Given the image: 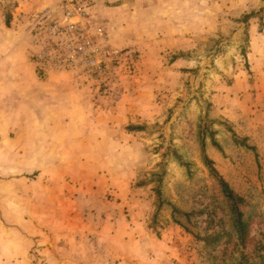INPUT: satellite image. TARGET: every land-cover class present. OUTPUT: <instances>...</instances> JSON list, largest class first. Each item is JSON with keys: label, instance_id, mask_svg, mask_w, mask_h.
Listing matches in <instances>:
<instances>
[{"label": "rangeland", "instance_id": "obj_1", "mask_svg": "<svg viewBox=\"0 0 264 264\" xmlns=\"http://www.w3.org/2000/svg\"><path fill=\"white\" fill-rule=\"evenodd\" d=\"M144 1L91 0L98 10L99 5H124L127 18L119 20L117 27L122 23L126 38L138 37L133 45L126 41L121 44L109 20L104 19L112 45L130 56L128 63L112 67V80H106V86L94 80H76L68 74V80H57L58 87L54 85L56 80H51L48 87L37 90L59 94L62 101L53 104L65 106L64 113L76 107H115L126 95L130 110L124 126L127 145L115 150L114 163L99 165L105 178L112 176L125 185L126 194L117 196L104 187L96 218L107 220L113 205L123 204L127 237L143 240L139 259H127L123 264H264V0H209L205 6L212 13H205L204 21H193L190 34L145 36L146 44L142 45L133 28L141 21L128 18L138 15ZM174 2L173 9L182 11L181 0ZM49 6L50 0H0V74L7 75L9 69L7 52H14L11 55H15L20 75L34 63L27 17ZM251 13L256 15L243 22V17ZM151 44L173 51L163 59V73L167 66L179 64L176 76L146 80L154 71V63L143 62L151 56L147 47ZM1 94L6 95V90ZM12 115L0 112L1 220L21 221L30 216L31 208L34 223L57 218L77 221L74 215L90 206L75 205L74 201L91 194L84 188L66 190L65 196L61 194L62 181L40 178L34 168L28 174L22 172L23 150L15 147L17 133L11 130L23 122V116ZM66 119H59L60 125L71 124ZM45 123L38 122L47 126ZM136 127L141 129H130ZM233 132L240 138L238 143ZM243 140L254 150L244 146ZM203 143L218 172L245 199L242 210L251 223L245 242L238 239L227 202L203 161ZM70 168L72 174L80 172V166ZM94 169L95 165L85 170L82 167L84 173ZM171 205L181 213L173 212ZM211 234L218 238L209 244L205 238Z\"/></svg>", "mask_w": 264, "mask_h": 264}, {"label": "crops", "instance_id": "obj_2", "mask_svg": "<svg viewBox=\"0 0 264 264\" xmlns=\"http://www.w3.org/2000/svg\"><path fill=\"white\" fill-rule=\"evenodd\" d=\"M153 1L157 4H150L145 0V4L136 12L138 15L134 17L132 14L128 18L133 20L138 17L141 21L140 26L133 28L136 29L135 35L142 38V45L146 44L143 40L145 36L156 38L162 35L168 38L186 35V32L190 34L193 21H204L207 19L205 13H212L205 6L209 0H198L197 3L193 0H181L182 11L173 9L174 0ZM55 2L56 0H50V6ZM194 11L198 13L193 14ZM98 13L109 20L111 30L115 38L122 40L121 44L124 45L126 41L130 46L137 42L138 37H124L122 23L117 27L119 20L125 21L127 18L124 5L118 3L109 8L99 5ZM151 21L162 22V25L156 26L149 23ZM147 47L151 56L144 58L143 62L154 63V71L152 77L146 80H164L165 77L176 76L175 68L179 64L174 67L167 66L165 74L163 73V59L173 51L154 44ZM7 53L8 72L7 75L0 74V112L4 116H23V122L15 124L11 130L17 133L15 147L23 150L20 154L23 158L22 164L25 165L22 172L28 174L34 168L39 171L40 178L49 176L48 181H62L61 191L64 192L61 194L65 196L66 190L82 191L84 188L91 196L87 199L78 197L74 201L75 205L90 206L89 209H83V213L81 211L74 215L77 221L64 222L57 218L49 222L34 223L31 219V208L30 216L21 221H4L0 218V264H100V261L110 260L123 264L127 259L138 260V254L142 255L140 246L143 240L140 237H127L122 203L113 205L114 210L107 215V220L96 219L99 218V198L104 193V187L107 186L106 191L117 196L126 194L125 185L116 182L112 176L105 178L99 167L102 163H114L112 160L117 159L115 150L127 145L125 140L128 136L124 134V126L130 110L124 100L126 95L115 107L104 110L76 107L64 113L65 106L53 104V101H62L59 94L38 91L37 87H48L51 80H56L54 85L58 87L60 84L57 80H68V74L43 78L37 75L36 67L31 62L27 65L28 73L20 75L16 71L15 55H11L14 52ZM141 78L145 80V75ZM3 90H6V95L1 94ZM48 105L51 107L49 110ZM44 112H48L47 115ZM63 116L71 124L60 125L59 119ZM39 121L46 122L47 126L38 124ZM71 165L80 166L77 175L72 174ZM88 165H95V169L91 173H84ZM60 166L67 167L61 169ZM56 194L60 196L58 192ZM116 217L119 218L118 221Z\"/></svg>", "mask_w": 264, "mask_h": 264}, {"label": "built area", "instance_id": "obj_3", "mask_svg": "<svg viewBox=\"0 0 264 264\" xmlns=\"http://www.w3.org/2000/svg\"><path fill=\"white\" fill-rule=\"evenodd\" d=\"M27 21L31 57L41 77L64 73L106 86L112 67L130 60L112 45L108 23L91 0H56L28 15Z\"/></svg>", "mask_w": 264, "mask_h": 264}, {"label": "trees", "instance_id": "obj_4", "mask_svg": "<svg viewBox=\"0 0 264 264\" xmlns=\"http://www.w3.org/2000/svg\"><path fill=\"white\" fill-rule=\"evenodd\" d=\"M256 14L255 13H251V14H246L243 17V22H247L250 18L254 17ZM131 130H140L141 128H130ZM233 137L236 143H238V141H240L238 138V136L236 135L235 132H233ZM213 144L220 148L219 144L215 141V139H213ZM242 144L244 146H247L248 148H251L254 150V147L249 146L245 140L242 141ZM202 152H203V161L205 163V165L207 166L210 175L215 179V181L217 182L220 192L223 196V198L226 200L229 211L232 215V221H233V227L234 230L238 236V239L240 240V242H245L249 236V229H250V225L251 223L245 219V215L244 212L242 210L243 205L245 204V199L240 196L238 193H236L233 188L230 186V184L224 179V177L218 172V170L215 167V163L212 159L209 158V156L206 154L205 152V144H202ZM180 159V158H179ZM182 164H184L185 166H187L188 164L182 162ZM158 197L159 199L162 198V194L160 192V189L158 190ZM161 205V204H160ZM172 210L173 212H179L181 213L180 210H178L177 208H175L174 206H172ZM218 238V235H210L207 236L205 238V241H207L209 244H212L216 241V239Z\"/></svg>", "mask_w": 264, "mask_h": 264}]
</instances>
